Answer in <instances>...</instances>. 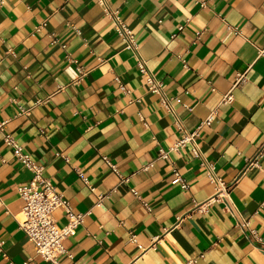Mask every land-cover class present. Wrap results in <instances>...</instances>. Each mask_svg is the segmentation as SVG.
Listing matches in <instances>:
<instances>
[{
	"label": "crops",
	"instance_id": "1",
	"mask_svg": "<svg viewBox=\"0 0 264 264\" xmlns=\"http://www.w3.org/2000/svg\"><path fill=\"white\" fill-rule=\"evenodd\" d=\"M106 1L183 128L215 111L200 157L186 146L158 158L180 131L95 0H1L0 264H49L17 223L32 173L4 134L83 214L60 264H264V155L248 165L264 142V0Z\"/></svg>",
	"mask_w": 264,
	"mask_h": 264
},
{
	"label": "built area",
	"instance_id": "2",
	"mask_svg": "<svg viewBox=\"0 0 264 264\" xmlns=\"http://www.w3.org/2000/svg\"><path fill=\"white\" fill-rule=\"evenodd\" d=\"M95 2L101 8H103L102 10L105 16L112 22L116 34L120 37L124 43V46H126L125 48H128L133 52L136 65H138V70L145 77L147 90L157 94L163 109L174 116L173 122L176 129L180 131V135L173 142V144L168 147V149H158V158L167 159L170 152H178L186 146L190 147V151L194 157H200V152L196 145V138L199 135L200 129L203 126H208L211 123L215 111H211L192 130H185L181 124V121L174 113L170 99L164 95L161 82L154 77L148 66L145 64V60L138 53L139 46L131 29L123 22L116 10H111L109 8L106 0H95ZM39 27L40 26H38L36 29L38 30ZM227 30L228 34L235 32V28L230 26H227ZM259 53L264 54V49L260 50ZM70 61L76 63V60L71 59ZM75 69L78 73V77L83 74V70L79 65L76 64ZM230 97V93L228 92L223 97L222 102L228 101ZM190 109L191 108L188 107V110ZM3 142L12 149V153L16 159L32 173V177H30V180L26 185L17 186V192L24 202L21 211L19 212V217H16L17 223L19 227L25 232L28 239L32 242L34 250L37 254H39L49 264H60L58 260L59 256L61 254L67 253L66 249L63 247V241L68 236L74 234L76 227L82 222L83 214L72 212L69 202L63 198L61 193L56 192L51 181L43 176L44 174L42 173V167L31 160L28 154L22 152L21 147L15 142L12 136L4 134ZM263 155L264 142L257 148L256 153L249 160L248 165L257 167V159L261 158ZM103 159L105 161L106 157ZM106 163L110 166V168H112L113 171H115L114 165L110 164L107 160ZM205 175L216 188L222 186V182L215 175L212 165L206 166ZM170 183L172 185H178L181 189L188 188V184L185 182L181 174L174 168L172 169V178ZM130 191L136 195V191L133 188H131ZM100 199V196H98L96 203H99ZM210 200H208V202ZM57 208H60L62 212H64L63 215L66 218V223L62 227H57L52 217L53 211ZM198 210L203 211V209H200L199 207ZM238 225L241 228H247L250 235L257 241L259 240L256 232L248 228L247 220H242ZM129 240L134 241L135 236L130 234ZM1 245L2 242L0 241V252L5 259H8L7 256L2 252ZM67 255L70 256L69 254ZM192 263V259L186 262V264ZM9 264L14 263L9 262Z\"/></svg>",
	"mask_w": 264,
	"mask_h": 264
}]
</instances>
